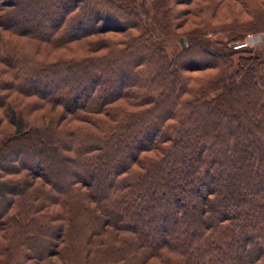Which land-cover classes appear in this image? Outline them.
Returning <instances> with one entry per match:
<instances>
[{
  "label": "trees",
  "instance_id": "trees-1",
  "mask_svg": "<svg viewBox=\"0 0 264 264\" xmlns=\"http://www.w3.org/2000/svg\"><path fill=\"white\" fill-rule=\"evenodd\" d=\"M2 1L0 110L14 130L0 141V264H264L252 252L264 246V59L241 56L231 86L221 75L191 85L184 72L214 67L199 68L184 37L176 58L146 41L42 62L12 42L44 56L118 18L102 0ZM26 14L44 21H15ZM9 95L62 108L71 126L28 128Z\"/></svg>",
  "mask_w": 264,
  "mask_h": 264
},
{
  "label": "rangeland",
  "instance_id": "rangeland-1",
  "mask_svg": "<svg viewBox=\"0 0 264 264\" xmlns=\"http://www.w3.org/2000/svg\"><path fill=\"white\" fill-rule=\"evenodd\" d=\"M3 1L12 3L10 0ZM102 1L105 2L111 15L114 18H118V22L111 27L115 31L105 34L100 33L108 27H104L101 25L102 23L95 24L93 27L94 35H88L84 40L74 42L71 49L51 50L45 53L44 56L38 51V48L34 49V46L24 43V41L15 40L12 42L14 49L27 55H32L36 52L37 56L41 57H38V59L42 60V62L43 60H46L45 62H55L58 58L74 59L75 61L84 57H101L116 54L117 52H122L125 47L132 46L134 42L144 45L146 41H151L157 43L164 53L176 58L185 48L184 37L188 39L186 41L189 49L187 55L197 61L198 65H195L202 69L207 66L214 67V69H208L205 72L202 71V73L184 72L185 77L193 78L191 85H201L205 83L206 79H216V77L218 79L221 75L223 80L231 86L238 81L235 76V69L241 56L256 55L264 59V25L262 24L264 22V0ZM78 8L81 9L82 4H79ZM125 8H127L128 12H126ZM15 21L27 27L31 23L41 24L44 20L39 14H26L25 18H17ZM181 39L184 47L180 45ZM205 44L222 48L224 56L217 58L212 54L202 53V45ZM93 45L96 46L95 49H93ZM102 46L104 49L101 48ZM135 47L133 48L135 49ZM143 55L146 56V54ZM189 58L184 61L183 65L192 67L193 65L191 66ZM128 60L129 56L127 57ZM112 73L114 71L109 68L108 71L106 70L105 77H112ZM126 76L134 79L129 73ZM19 96L14 98V95H9V100H11L13 111L25 122L26 127L40 129L49 124L56 125V127L60 125L57 128L61 133L66 132L71 126V123H69L71 118L63 120L65 114L62 108H53L35 97ZM9 114L10 111L7 109L0 110V141L13 133L14 128L7 120ZM207 150L211 151V148ZM206 153L209 154V157L213 156L212 152ZM249 177L250 173L243 169L239 176L231 182V185L239 193H242L244 191L241 184L242 179L243 181L251 179ZM43 181L38 179L36 184L41 185ZM183 195L189 198L192 197V194L187 191H183ZM188 202V200L184 202L187 207L189 206ZM170 208L172 209V206ZM225 210L230 213V208ZM2 226L0 222V231ZM4 232L5 229L2 230L1 236L4 235ZM260 249H264V246L254 244L252 252L257 253Z\"/></svg>",
  "mask_w": 264,
  "mask_h": 264
},
{
  "label": "water",
  "instance_id": "water-1",
  "mask_svg": "<svg viewBox=\"0 0 264 264\" xmlns=\"http://www.w3.org/2000/svg\"><path fill=\"white\" fill-rule=\"evenodd\" d=\"M180 44L182 45V47H184L183 41L182 39L180 40Z\"/></svg>",
  "mask_w": 264,
  "mask_h": 264
}]
</instances>
